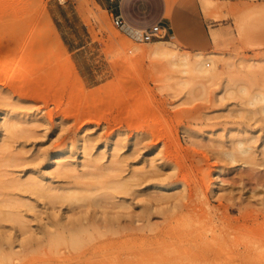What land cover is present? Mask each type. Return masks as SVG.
<instances>
[{"label":"rangeland","instance_id":"rangeland-1","mask_svg":"<svg viewBox=\"0 0 264 264\" xmlns=\"http://www.w3.org/2000/svg\"><path fill=\"white\" fill-rule=\"evenodd\" d=\"M172 21L164 37L144 42L117 29L94 0H0V113L33 121L21 135L0 132V199L36 206L19 208L29 218L25 230L35 228L45 217L42 201L12 180L49 176L57 166L45 157L56 152L79 172L87 170L86 150L104 152L106 166L116 145L120 176L139 175L135 192L115 201L140 210L156 199L144 221L153 231L137 240L127 264H264V113L237 93L239 84L264 90V0H179ZM163 40L190 55H216L214 84L203 92L199 76L150 57ZM238 140L252 158L239 154ZM95 169L87 171L115 172ZM58 176L54 185L74 183ZM83 259L75 264L98 258Z\"/></svg>","mask_w":264,"mask_h":264},{"label":"bare ground","instance_id":"bare-ground-1","mask_svg":"<svg viewBox=\"0 0 264 264\" xmlns=\"http://www.w3.org/2000/svg\"><path fill=\"white\" fill-rule=\"evenodd\" d=\"M149 56L157 60L159 59L160 61L162 60L165 62L164 65L168 66L167 68H173V70L175 69L174 71H176L178 67H181L186 73H193L191 76H199L200 79L197 78L200 80V87L203 92L207 91L206 87L208 89V85L211 86L214 84L215 78H217L215 77L217 76L215 66L217 58L214 54L203 55L198 52L190 55L187 52L179 51L173 42L163 40L154 42V47L149 51ZM5 61L6 58L4 56L1 57L0 63H4ZM179 70L182 72L181 69ZM189 83L193 82L190 81ZM239 85L237 93L240 94L238 98L241 99V95L243 97L245 96L246 101L244 102L246 105L252 107L259 106L256 109L264 113V90L252 93L247 90L249 88L247 84V86L240 85L241 87ZM236 86L233 85V89H235ZM227 88H229V90L232 89L229 85L225 87V90ZM17 116L16 114L11 115L4 111L1 112L0 132H7L6 134H16L19 132L18 135H21L20 132L22 133L25 130V126L22 127V125H27L26 127H28L33 122L32 119L30 121ZM86 147L87 145H84L83 149H87ZM234 147L239 154L241 153L244 156L246 155L252 158V155L255 154L251 151V147L246 146L242 140H238ZM115 150L116 145L113 148L108 163L110 167H108V164L105 166L101 163L102 159L105 157L104 152L99 153L96 157H92L90 156L91 154L89 155V152H87L88 150H86L84 152L85 158L81 163L82 169L90 170L94 167L96 169L100 167V169L103 168L102 171H115L112 172L114 174L110 177H107L106 174L92 175L91 172L87 170L79 172L74 163H60L58 160L62 157V153L56 152L45 157L47 164L56 162L55 165L57 166L53 172L49 173V176L40 174L39 176H27L23 180H12V178L13 188H21L27 191L26 193L29 192L36 196V199H41L45 211L42 210V212H40L45 214V217L41 219V222L39 221L35 228L30 226V228L27 227L30 231H28L29 229L25 230L28 225L26 220L29 218L25 220L26 217H24V214L20 211L21 206H27L29 209L36 208V206L29 205V203L26 204V201L24 202L20 199H0V264H14V261L17 259L20 260L21 256H26L27 258V254H33V252L34 254L38 253V255L32 258L34 262L31 264H43L44 262H47V264H58L60 262L61 264L62 261L68 264H75V262L78 260L80 261V259L82 261L83 258L92 259L94 257L98 258L95 264H127L130 262L132 259L130 257L134 253H138H133V250L136 249L137 240L139 241L142 239L143 241V239L147 238L146 233L153 231L150 230L148 227L149 225H146L144 221L148 220V215L155 209L153 202H156V199L149 198L146 206L141 207L142 209L140 210H136L132 206L133 202H127L124 198H119V200L115 201L116 195L128 196L130 193L132 194L135 192L132 190V187L137 185L136 179L139 175L137 171H132L127 179L120 176L124 169L122 168L123 166H120V161L116 159ZM230 152H227L228 157L234 155V153L232 155V152ZM262 156L264 158V145L262 147ZM42 158H44V156H42ZM234 160L235 159L231 161ZM112 165H114V167H111ZM116 171H119L118 174H116ZM58 175H69L74 178V183L72 186L54 185L52 180ZM90 178L93 179L92 182L94 183L85 181L86 179L90 180ZM3 183L4 182H2V185ZM97 185H100L99 188L102 189V192H99ZM10 188L8 187V189ZM158 190L160 192L165 191L160 185ZM0 196L2 197L3 195ZM160 196H162V194ZM7 197L9 198V195ZM13 197L15 198V196ZM102 199L112 200V203L110 206L103 208L101 207L102 204H99ZM60 206H65V210L59 209ZM5 223H10L12 225L6 227L4 225ZM31 228L35 230L31 231ZM144 243L147 242L144 241ZM148 244L149 243H147V245ZM16 246H18L19 249L16 250ZM137 255H135L136 258L140 257L139 255L137 257ZM149 257L146 258L148 259ZM26 258L24 257V259ZM154 259L156 258H153L152 261H154ZM158 260L156 261L159 264ZM156 261L153 263H156ZM164 261H162V263L166 264Z\"/></svg>","mask_w":264,"mask_h":264},{"label":"crops","instance_id":"crops-1","mask_svg":"<svg viewBox=\"0 0 264 264\" xmlns=\"http://www.w3.org/2000/svg\"><path fill=\"white\" fill-rule=\"evenodd\" d=\"M179 0H94L111 16L120 15L124 31L137 35L144 30L160 26L165 34L173 27L172 15Z\"/></svg>","mask_w":264,"mask_h":264},{"label":"built area","instance_id":"built-area-1","mask_svg":"<svg viewBox=\"0 0 264 264\" xmlns=\"http://www.w3.org/2000/svg\"><path fill=\"white\" fill-rule=\"evenodd\" d=\"M112 22H113V25L117 29L124 30V21L120 15L112 16ZM130 36L135 38V39H140L144 42H148L151 39L156 38V37H159V38L164 37L165 31L162 27L155 26L151 29L141 31V33L138 35L136 33H132V34H130Z\"/></svg>","mask_w":264,"mask_h":264}]
</instances>
